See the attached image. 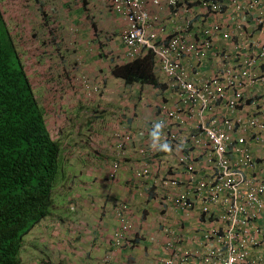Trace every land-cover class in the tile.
Masks as SVG:
<instances>
[{
  "label": "built area",
  "instance_id": "2783aa9c",
  "mask_svg": "<svg viewBox=\"0 0 264 264\" xmlns=\"http://www.w3.org/2000/svg\"><path fill=\"white\" fill-rule=\"evenodd\" d=\"M164 4L172 29L154 38L144 24V0L110 2L127 25L124 56L152 52L159 71L172 81L169 87L179 90L180 102L175 96L167 114L185 116L169 126L158 120L159 138H153V124L136 149L140 173L153 171L146 197L157 211L177 212L175 224L188 220L191 212L195 224L190 234L174 226L161 228L156 264H264V227L258 220L264 211V168L254 172L244 141L252 135L256 153L264 157V110L251 112L257 102L264 107V0ZM205 64L209 71L202 75L198 69ZM184 66L194 69L192 81ZM161 149L171 150L173 159L166 162L158 155ZM124 210L119 206L115 217L120 231L129 233ZM151 248L146 241L140 251L149 254Z\"/></svg>",
  "mask_w": 264,
  "mask_h": 264
},
{
  "label": "clouds",
  "instance_id": "9594fccd",
  "mask_svg": "<svg viewBox=\"0 0 264 264\" xmlns=\"http://www.w3.org/2000/svg\"><path fill=\"white\" fill-rule=\"evenodd\" d=\"M110 2L111 0H109L108 2L109 11L112 14L117 15L123 19L121 15L115 14L111 11ZM144 2L146 3V0H144ZM43 3L44 0H26V2H22V4L28 5V7L26 8L28 9V11H30V8H33L35 10V16H37L36 20H39L40 24L44 27L46 26L48 17L44 16L45 14L43 13ZM39 10L40 14L37 12ZM166 10L168 14V20L172 25L168 11L169 8H167ZM23 13L28 14L27 10ZM145 13L146 20L144 24L148 26V35L150 32H153L155 33V38L157 37L156 31L150 30L149 27L151 25V22L156 20V18L150 16L147 10L145 11ZM4 20L8 28L7 21L6 19ZM123 21L124 25L119 33V40L121 42L122 49L120 48L118 52H114L112 48L108 46L109 38L105 37V33L101 29H98V27H96L92 22H89L87 27L93 31L94 36H85L82 41L77 37L74 30L71 29V26L69 24H66V28L72 36V56L70 64L67 66L63 65L62 67H69L73 75L72 77L68 78L72 84L73 102L71 107H69L68 111L66 112L65 116H63L64 121L66 122V126L62 125L60 127V135H63L65 133L69 134L73 131L75 137L70 136V138L72 137V141L75 142L64 145L61 137L58 138L53 136V138L47 128L51 139L57 140L60 147L64 149L63 151L65 152L63 153L64 160L61 165V176H63V179L59 182L55 190V196H64L67 203L62 207V212L64 209L72 211L73 213L75 212V210L77 209L76 203H78L81 198L84 197L83 192L89 190V188L85 186L89 178L88 174L93 172L97 173V171L99 172L100 170L104 172V177L99 175L102 178L100 180L101 183H104L105 180L107 182L113 183L118 179L121 171L126 167H129V179L131 180V182L129 185L130 190H128L127 192L128 194L133 196L137 194L138 188L136 187V185L139 184L141 180H144V178L142 177H146L148 179L150 171L147 173H140L141 166L138 164L140 162V157L136 155V149L140 145H142L144 139L146 140L148 138L149 131L150 129H152V125L158 123V120H160L163 124H167V126H169L180 119H185V116L183 114L179 115L177 118H171V116L167 114V112L173 109L172 105L175 96L177 97L178 102H180V99L178 97L179 90L177 86H175L176 88L174 90L169 87L171 86L172 81L159 71L154 54L147 50L140 55L134 56L133 58H126L124 56L125 47L123 44V37L126 33L127 25L124 19ZM178 23L180 22H176L173 24ZM161 28L163 29V25H161ZM47 33V30L45 31V33H42L45 41H42L41 45L49 44L50 46H54V48L59 49V45L57 44V42L54 41V39H49L47 37ZM9 34L11 35L10 31ZM166 35L167 33L164 34L165 37ZM92 48H94V51H91ZM68 51H71V49ZM147 53H150L152 57V72L159 82L158 86H152L147 83L140 84L138 82L125 84L121 78L115 77L111 74L112 67L119 66L126 61L132 60L134 58H141ZM89 57L92 60H95V64L98 63L96 64V66H98L97 73L94 76L89 75L87 71V62ZM101 60L104 61L105 66H102ZM184 67L185 68L183 69L187 71V79L192 81L194 69L187 68V66ZM199 69L198 72L203 75L204 71ZM25 74L31 85L26 70ZM115 79L119 80V82L115 81ZM136 87H143L142 90L139 89L140 91L137 92V95H140V99L136 100L133 98L131 100L130 96L133 92L131 93L130 91ZM148 88L155 89V93L157 96L155 100H150L149 98L146 99V95L149 94ZM115 98L116 100L114 102ZM40 106L44 114V107L42 105ZM263 110L264 107L259 102H257L251 112L252 114H256L259 111ZM82 116L85 117L84 125H86L87 128L82 125ZM135 118L139 119L138 126L135 125V120H133ZM166 118H169V120H167ZM189 126L185 127L184 129H190ZM161 127L162 126L160 124L155 125L156 131H154L152 134L154 139L159 138V130L161 129ZM82 128L86 129L87 139L81 142L79 141L81 139L79 138L80 134H77V132H79V130H81ZM182 129L183 128H181L180 130ZM70 138L66 139L67 143L69 140H71ZM88 141H90L91 144H88V146L86 147L84 142ZM244 141L245 146L248 147L251 153V163L254 167V172L257 173L258 168H264V157L256 153L257 142L254 141V137L252 135L246 134L244 136ZM70 146L71 151L73 152V156L67 154L70 152ZM166 151L167 150L164 151L163 149H161L159 150L158 155ZM169 152L172 153L171 150H169ZM71 159L77 160V167L69 164ZM97 160H99L101 164H99ZM82 165L89 167V169L85 171ZM93 167H95V169H92ZM64 172H66V174ZM85 172L86 175L83 174ZM80 176H85L86 178L82 177L83 180H79L81 178ZM71 179H73L75 183L73 180V183H71ZM148 183L145 184L146 186L142 191V195H144L145 197L146 192H150L152 189L149 188V190L146 191ZM68 185L70 186L71 190L68 192V194H63V190H67L66 187ZM146 199L150 200V198L147 197ZM90 200L91 202L93 201V199ZM121 205L125 206V210L123 213L128 216L131 222L129 233H122L120 231L119 227L121 222L115 217V210ZM53 210H51V213H49L47 216L43 217L42 219H40V221L30 227L35 229H33L31 232H28V230L30 229L29 228L25 232L23 240L24 249L21 252V261H23L22 256L25 250H28L29 254L32 257V264H71V261L68 260L73 259L72 251L67 253L63 251L64 249H66V241L62 240L63 235L61 233V230H63L64 232V228H66L64 225H66L70 229V224H64L61 221V215L56 213L57 210ZM100 212H102V209L100 210ZM111 213L114 219V224L108 232L106 238L108 248L101 254L99 264H115V255L117 253L122 254L121 260H124L123 264L138 263L136 261V257L138 253H141L140 248L143 246V244L148 241L152 247V245L159 239L160 235H162V233L160 232L162 227L174 226L176 222L173 221L176 220L178 222L180 220V218H178L179 215L174 216L171 214V212L165 213L163 215L159 213L157 220H155L153 224V226L155 227L154 232L157 234V236L155 237V242L152 243L150 242L151 235H146L145 231L140 227L139 224L136 223L135 219L136 217H138L136 209L133 210V208L129 205L127 198L123 200L116 199L112 205ZM160 215L162 217H160ZM190 215H192L191 212L188 216V220L182 221L181 224H191L194 219H190ZM139 217L142 219L143 214H140ZM97 219L101 218H99L98 216ZM47 221H49L48 224ZM95 226L97 225L95 224ZM40 228L42 230H40ZM43 228L45 229V231H43ZM101 229L102 225L100 224L98 226V230ZM34 231H37V233L43 238L38 241L37 236L34 237L33 235ZM116 237H118L117 240ZM47 239L49 240L47 241ZM38 246L40 247L38 248ZM48 253H53V259H49V256H47ZM157 257L158 254L156 258ZM156 258L154 259V264H156ZM20 264H22V262H20Z\"/></svg>",
  "mask_w": 264,
  "mask_h": 264
},
{
  "label": "trees",
  "instance_id": "16d2710c",
  "mask_svg": "<svg viewBox=\"0 0 264 264\" xmlns=\"http://www.w3.org/2000/svg\"><path fill=\"white\" fill-rule=\"evenodd\" d=\"M152 63L147 53L112 67L111 74L125 84L158 86ZM63 150L49 135L0 11V264H20L25 232L53 210Z\"/></svg>",
  "mask_w": 264,
  "mask_h": 264
},
{
  "label": "crops",
  "instance_id": "0c3cea01",
  "mask_svg": "<svg viewBox=\"0 0 264 264\" xmlns=\"http://www.w3.org/2000/svg\"><path fill=\"white\" fill-rule=\"evenodd\" d=\"M98 5H101V12L106 16V22L104 15L102 13L98 14V21L102 26V31L105 33L104 36L109 38L108 46L112 48L114 52H118L121 47V42L119 40V33L123 28L124 21L121 17L112 14L108 9L109 0H96ZM166 6L164 4V0H157V3H154L153 0H146V10L150 16L156 18V20L151 22L150 30L156 31L157 37L163 36L165 33H169L172 29V25L168 20V14L166 10ZM40 14V10L37 11ZM43 13L44 16L52 17L51 19H56L57 26H53L56 29H60L62 26L69 24L71 29L74 30L77 37L82 41L85 36L93 37L94 33L90 28H86L84 31H80L79 21L84 16L83 7H79L78 0H44L43 3ZM36 14V13H35ZM62 21V24H61ZM64 22V23H63ZM68 22V23H67ZM61 24V25H60ZM60 25V26H59ZM161 25H163V31H159ZM62 29V28H61ZM99 29V28H98ZM118 37V40H117ZM91 44V43H90ZM215 45L218 46V42H215ZM94 51V48L91 49ZM115 56V55H114ZM98 66L95 64V60H92L90 57L87 62V71L88 74L94 76L97 73ZM200 69L204 72L209 71V66L207 64L202 65ZM118 81L119 80H116ZM142 88H134L130 92L132 93L130 99L133 98L136 100L140 99V95H137V92ZM145 89V88H144ZM149 89V88H148ZM147 89V91H148ZM135 93V94H134ZM155 100L157 98L155 89H149V94L146 95V99ZM116 98L114 99L115 102ZM135 120V125H139V119ZM143 121V120H142ZM165 158V161L168 162L173 159V153H170L168 150L166 152L160 153ZM99 164L101 162L97 160ZM70 165L77 167V160H70ZM92 169H95L93 167ZM99 170V169H98ZM97 171V170H96ZM130 168L126 167L121 171L118 176V179L113 183L107 182L101 183V175L104 177V172L101 170L97 173H89L88 180L86 183V187L89 188L88 191H84V197L76 203L77 209L71 215H63L60 212V208L67 204L65 201V197L59 195L56 203L54 202L52 209H57L58 214L61 215L62 222L64 224H70V229L64 225L66 228L61 230L63 235L62 240L66 241V249L64 252H71L73 255V259L68 260L71 261V264H99L100 256L103 252H105L108 248V244L106 242V238L108 232L112 228L114 224V219L112 217V205L116 199H126L129 202V205L136 209L137 216L135 221L140 227L145 231L146 235H151L150 242H155V237L157 234L154 232L155 227L153 226L155 220H157L159 216V212L155 208V203L150 199L147 200L144 195H142L143 188L146 186L145 184L151 179V173L148 175V179L146 177L144 180H141L139 184L136 185L138 188V193L133 195L128 194V190H130L129 185L131 180L129 179ZM86 175V172L83 173ZM81 177V176H80ZM83 177V176H82ZM83 178H86L85 176ZM93 186V188H92ZM109 186V188H108ZM98 188V189H97ZM95 190L98 192L95 193ZM82 192V191H81ZM86 195V196H85ZM90 199H93L91 202ZM102 209V212L100 210ZM69 211V210H68ZM140 214H144V217L141 219L139 217ZM171 214L174 216H178V213L174 210L171 211ZM101 219H97V217ZM192 219L193 213L190 215ZM160 217H162L160 215ZM259 223L264 227V211L260 218L258 219ZM81 224V225H76ZM95 224L97 226H95ZM102 225V229L98 230V226ZM195 224H175L174 227L180 231H187L188 234L192 233ZM75 229V230H71ZM71 231V232H70ZM163 236L160 235L159 239L152 245L151 252L149 254L138 253L136 257V264H154V259L157 256V252L161 247V238ZM63 245V244H62ZM120 253L115 255V264H123L124 260H121ZM67 261V260H66Z\"/></svg>",
  "mask_w": 264,
  "mask_h": 264
},
{
  "label": "rangeland",
  "instance_id": "374dc122",
  "mask_svg": "<svg viewBox=\"0 0 264 264\" xmlns=\"http://www.w3.org/2000/svg\"><path fill=\"white\" fill-rule=\"evenodd\" d=\"M24 1L26 2V0H0V8L4 15V19L7 21L8 29L14 40L15 47L30 79L35 98L38 104L44 107L46 127L52 137H61L63 144L68 145L75 142L72 141V137H75V134L72 131L69 134L65 133L60 135V127L62 125L66 126L63 116H65L73 102L72 84L68 79L73 75L69 67L64 68L62 66H67L71 62L72 36L66 28V25L62 26V29L55 30L53 26H57L56 24H58L56 23L57 18L55 17L54 19L49 17L46 26L43 27L39 20H36L37 16H35V10L30 8V11H28V9H26L28 5L22 4ZM78 3L80 9L83 7L84 10V16L79 21L80 31L86 30L89 22H92L99 29H102V26L98 21V14L102 13V6L98 5L96 0H78ZM26 10L28 14L23 13ZM102 14L104 15V13ZM104 18L106 22L107 19L105 15ZM46 30L48 31L47 37L49 39H54L59 45V49H56L49 44L41 45V42L45 41L42 33H45ZM70 49L71 51H68ZM101 62L102 66H105L104 61L101 60ZM84 119L85 117L82 116V125L87 128L86 125H84ZM85 128H82L77 132V134H80L79 138L81 139L79 141L81 142L87 139ZM70 136L72 137L70 138ZM67 138L71 139L68 143L66 141ZM84 144L87 147L91 142H84ZM69 150L70 152L67 154L73 156L71 146L69 147ZM82 167L85 171L89 169V167L84 165H82ZM64 173L66 174V172ZM79 180H83L82 176ZM97 192L98 191L95 190V193ZM54 202L56 203L57 201L55 200ZM59 210L61 212L62 209L60 208ZM61 213L63 215L72 214V212L67 209H64ZM48 222L49 221H47V224ZM33 229L35 228H30L28 232H31ZM40 230L42 229L40 228ZM43 231H45V229ZM33 235L34 237L37 236L38 241L43 238L37 233V231H34ZM48 240L49 239H47V241ZM39 247L40 246H38V248ZM47 256H49V259H53V253H48ZM22 257V264H32V257L28 250H25Z\"/></svg>",
  "mask_w": 264,
  "mask_h": 264
}]
</instances>
